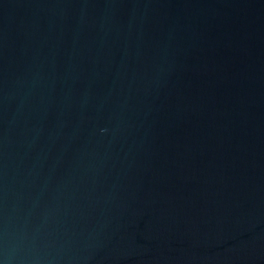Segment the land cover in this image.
<instances>
[{"label": "water", "instance_id": "obj_1", "mask_svg": "<svg viewBox=\"0 0 264 264\" xmlns=\"http://www.w3.org/2000/svg\"><path fill=\"white\" fill-rule=\"evenodd\" d=\"M0 264H264V0H0Z\"/></svg>", "mask_w": 264, "mask_h": 264}]
</instances>
